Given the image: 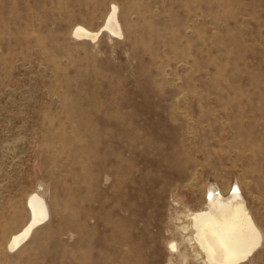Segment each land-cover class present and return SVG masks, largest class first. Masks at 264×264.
I'll return each instance as SVG.
<instances>
[{
  "label": "rangeland",
  "instance_id": "374dc122",
  "mask_svg": "<svg viewBox=\"0 0 264 264\" xmlns=\"http://www.w3.org/2000/svg\"><path fill=\"white\" fill-rule=\"evenodd\" d=\"M113 5L122 36H74ZM211 187L264 235V0H0V264H205Z\"/></svg>",
  "mask_w": 264,
  "mask_h": 264
},
{
  "label": "bare ground",
  "instance_id": "6f19581e",
  "mask_svg": "<svg viewBox=\"0 0 264 264\" xmlns=\"http://www.w3.org/2000/svg\"><path fill=\"white\" fill-rule=\"evenodd\" d=\"M103 31L115 36L123 35L117 5H113L98 31L77 25L73 34L78 39L94 41ZM27 205L31 217L22 229L11 236L8 243L11 251L20 249L50 217L48 204L39 193H32ZM184 218L187 221L179 226L183 241L193 248L197 259H202L205 264H242L262 246L263 232L236 191L225 198L217 187H211L206 206L189 211ZM171 248L178 249V243L173 242ZM180 256L184 260L188 258L185 252Z\"/></svg>",
  "mask_w": 264,
  "mask_h": 264
}]
</instances>
